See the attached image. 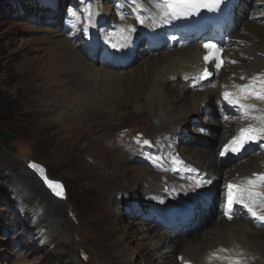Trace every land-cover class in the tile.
<instances>
[{"label":"rangeland","instance_id":"rangeland-1","mask_svg":"<svg viewBox=\"0 0 264 264\" xmlns=\"http://www.w3.org/2000/svg\"><path fill=\"white\" fill-rule=\"evenodd\" d=\"M21 1L0 0V264H59V258L67 259V264H165L160 254L166 246H150L143 232L146 223L124 214V206L137 196H149L153 187L157 173L135 161V142H157L164 136L163 141L168 136H158L151 129V125L159 129L156 124L160 126L161 115L152 111L137 115L134 101L114 114L120 101L116 94H124L128 87L122 93L104 94L99 89L97 95V87L78 91L62 86L73 70H55L60 60L55 57L53 41H69L61 32V18L52 25L47 23L50 18L34 14V9L24 8L22 13ZM95 1L104 7L103 16L112 13L110 1ZM111 13L114 24L123 23V18ZM69 42L84 56L77 47L80 42ZM142 55L123 72L140 68ZM66 90L71 94L67 99ZM84 104L89 115L83 119ZM66 116L73 118L71 123L65 122ZM201 119L206 122L202 127L212 126L207 125L208 118ZM190 127L188 134L200 141L199 147L213 143L212 136ZM29 160L46 167L52 180L64 184V197L46 187L28 167ZM130 183L132 189L127 186ZM126 195L129 204L115 206L112 200L121 201ZM211 223L209 219L201 228ZM202 229L186 238L197 236ZM119 239L124 246L122 258L116 257L121 251L115 246ZM246 255L248 264H264V252L254 256L248 251Z\"/></svg>","mask_w":264,"mask_h":264},{"label":"bare ground","instance_id":"bare-ground-1","mask_svg":"<svg viewBox=\"0 0 264 264\" xmlns=\"http://www.w3.org/2000/svg\"><path fill=\"white\" fill-rule=\"evenodd\" d=\"M128 2H138L140 4L144 14H146V23L156 26L161 25V23L164 24L161 22L160 13L153 6V0H128ZM122 22L120 25L123 31L129 30L131 27H138L135 23L137 21L132 19L123 18ZM234 37L241 40L237 45L238 49L234 51V57L240 62L238 65L223 70L219 77L203 90H192L188 86L179 84L177 85L180 88L179 91L174 88L176 86L174 78L179 82H183L187 76L195 72L201 62L202 55L198 45L167 50L168 52L162 51L156 58L152 53H143L140 58V61L142 59L140 68L125 73L123 70L126 68L98 67L96 62L82 56L77 50H73L72 44L65 39H55L53 41L55 42V48H53L55 57L60 60L56 64L55 70L59 72L73 70L71 71L72 76L64 80L62 86L74 87L79 89L78 91H93L92 89L97 87L96 93L101 89L104 94L109 93L111 90L114 93H122V88L128 87L126 88L127 92L124 94H116L115 97L119 98L116 101H120L116 103L113 113L115 114L116 110L128 106V103L132 101H134L135 113H138L139 116L146 115L149 111L158 112V115H161V118H159L161 120L160 126H158V123L156 124L159 129L152 128L151 125L153 132L159 133L158 136L164 134L183 135L188 125L191 124L201 129L205 121L201 119L203 123H197L196 120L200 117L209 118L207 123H210L214 128L213 143L207 140L206 142H209L208 146L201 148L198 146L200 141L192 138L194 142H190L187 149H181L176 144L174 145L178 149L177 153L181 154L185 158L184 160L187 161V166H180L181 172L178 178L166 173H157L153 177V187L149 191V196H155L159 200V202H154L155 204L181 205L188 192L193 191L192 194L197 195L204 173L212 175L214 181L218 183L222 180H228L230 177H236L238 180L246 182L247 178H254V174H264L263 153L253 157L247 163L244 161L226 168L217 164V156H215L217 148L235 132V125L219 120L221 108L218 106L217 101L218 91L223 84L235 82L245 85L250 83L249 80H252L254 86L262 88L260 80H264V24L251 20L242 22ZM259 75V79H253ZM243 76L246 79H241ZM65 95H67L66 99L71 96L67 90ZM97 95L99 94L97 93ZM99 98L103 100L104 96ZM172 102L178 103L177 106H174ZM180 102L184 103L179 104ZM261 102H257L256 113L258 115H264V100ZM85 109L86 106L83 110ZM210 109L212 114L208 117L206 111ZM85 111L81 114L83 119L89 115V112ZM99 114L100 112H96L95 115ZM72 119L71 116L68 118L66 116L65 122L71 123ZM256 121L264 126L261 121ZM138 171L136 170V172ZM127 186L131 189L134 187L133 183ZM262 190L263 188L256 189L260 192H263ZM112 201L117 206L120 202L129 204L130 199L126 195L121 201L115 199ZM218 216L217 211L211 212L209 219L213 223L206 228L204 227V229L201 228L202 232L191 238L183 239L182 237L171 236L167 232L156 230L147 224H144L145 229L143 232L148 234V240L150 241L148 244L150 246H166L167 250L160 254V256H163L162 259L165 260V264H180L177 259L178 255L175 256L176 253L183 255L186 261L203 262L209 259L212 253L222 258L235 255L239 259L242 256L249 259V256L246 255L248 251L254 256L264 252L263 230L256 228L250 221L242 218H239L240 220L237 218L238 221L234 219L231 222H225ZM241 245L245 249L241 250ZM115 246H119V249H121L117 252L116 257L122 258L123 241L119 239L116 241ZM230 249H234V252L230 253ZM236 252H243V255L235 254Z\"/></svg>","mask_w":264,"mask_h":264},{"label":"snow or ice","instance_id":"snow-or-ice-1","mask_svg":"<svg viewBox=\"0 0 264 264\" xmlns=\"http://www.w3.org/2000/svg\"><path fill=\"white\" fill-rule=\"evenodd\" d=\"M224 2V0H153V6L160 13V19L163 23H169L172 20L179 19L181 17H188L193 14H198L201 9H207L208 11L217 10L220 5ZM139 23L143 24L144 20L139 19ZM86 31V29H85ZM134 31V29H132ZM113 48H116V44L111 45ZM204 47L206 49H211L215 53V58L217 60L220 59L219 53L221 49L217 48L212 44H205ZM211 57L205 56L204 59L208 61ZM235 63V61H231ZM221 67L220 63L216 64V68L219 69ZM209 73L205 70L204 78L208 76ZM241 79H245L241 77ZM254 80L259 79V77L253 78ZM261 87L264 88V80H260ZM240 88V95L235 96L230 92H225L224 98L232 105H238L241 109L244 118L246 119H254L261 121L264 124V115L259 116H250L252 111H255L254 106L243 103V100L255 97L259 100H264V92H255L250 91L249 86H238ZM264 134V127L259 129L249 128L241 129L240 134L237 137H234L228 145L225 146L224 150L220 153L221 156L225 155L228 152L238 153L244 147L245 143L251 140H255V136L252 133ZM147 143V141H145ZM30 167L36 168V165H30ZM41 174L43 173V169H39ZM45 179V183L53 190V192L57 196H62V186L49 181L47 178ZM199 186V185H198ZM257 188H264V174H254V178H247L246 182L243 184H228L227 185V200H226V212L225 215L228 216L229 219L232 218L230 213L233 211L234 205H241L247 209V211L251 214L253 218L264 222V203L259 205L260 211H257L256 205L258 203V198H264V192L256 191ZM59 189V190H58ZM223 251V250H222ZM234 264H240L237 260Z\"/></svg>","mask_w":264,"mask_h":264},{"label":"water","instance_id":"water-1","mask_svg":"<svg viewBox=\"0 0 264 264\" xmlns=\"http://www.w3.org/2000/svg\"><path fill=\"white\" fill-rule=\"evenodd\" d=\"M33 164L36 165L37 167H36V168L30 167V165H33ZM27 165L30 167L31 170L35 171V172L38 174V176L44 181V183H45V179H44V178H47L49 181L61 185V186H62V196H60V197H63V196H64V194H65V187H64V184H63L61 181H55V180L50 179V178L48 177V175H47L46 167H44L43 165L38 164V163H36V162L30 161V160L27 162ZM39 169H43V173H42V174H41V172L39 171ZM45 184H46V183H45ZM46 186H47V187L53 192V190H52L47 184H46ZM58 190H59V189H58ZM53 193H54V192H53ZM54 194H55V193H54ZM55 195H56V194H55Z\"/></svg>","mask_w":264,"mask_h":264},{"label":"trees","instance_id":"trees-1","mask_svg":"<svg viewBox=\"0 0 264 264\" xmlns=\"http://www.w3.org/2000/svg\"><path fill=\"white\" fill-rule=\"evenodd\" d=\"M0 173H2V170H0ZM1 177L3 178V181L2 182H5L6 179H5L4 175L1 176ZM66 262H67V259H65V258H59V261H58L59 264H67Z\"/></svg>","mask_w":264,"mask_h":264}]
</instances>
